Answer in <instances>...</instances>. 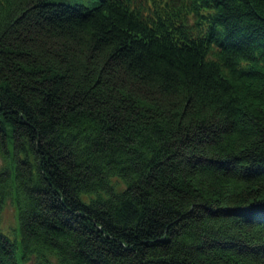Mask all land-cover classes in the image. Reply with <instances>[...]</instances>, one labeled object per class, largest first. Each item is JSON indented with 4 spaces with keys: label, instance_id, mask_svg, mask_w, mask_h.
I'll use <instances>...</instances> for the list:
<instances>
[{
    "label": "trees",
    "instance_id": "16d2710c",
    "mask_svg": "<svg viewBox=\"0 0 264 264\" xmlns=\"http://www.w3.org/2000/svg\"><path fill=\"white\" fill-rule=\"evenodd\" d=\"M0 264H264V0H0Z\"/></svg>",
    "mask_w": 264,
    "mask_h": 264
},
{
    "label": "rangeland",
    "instance_id": "374dc122",
    "mask_svg": "<svg viewBox=\"0 0 264 264\" xmlns=\"http://www.w3.org/2000/svg\"><path fill=\"white\" fill-rule=\"evenodd\" d=\"M55 1H60L68 4L79 3L87 7H91L98 2V0H55ZM2 220L5 231H8L12 226L16 225L15 208L10 201L4 206V209L2 210Z\"/></svg>",
    "mask_w": 264,
    "mask_h": 264
}]
</instances>
